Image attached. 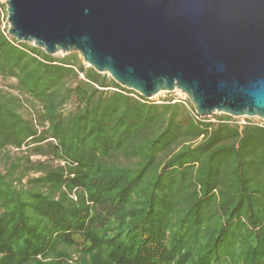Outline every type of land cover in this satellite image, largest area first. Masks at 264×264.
<instances>
[{"label":"trees","instance_id":"16d2710c","mask_svg":"<svg viewBox=\"0 0 264 264\" xmlns=\"http://www.w3.org/2000/svg\"><path fill=\"white\" fill-rule=\"evenodd\" d=\"M0 264H264V125L0 25Z\"/></svg>","mask_w":264,"mask_h":264},{"label":"water","instance_id":"95a60500","mask_svg":"<svg viewBox=\"0 0 264 264\" xmlns=\"http://www.w3.org/2000/svg\"><path fill=\"white\" fill-rule=\"evenodd\" d=\"M8 35L152 101L264 121V0H5Z\"/></svg>","mask_w":264,"mask_h":264},{"label":"rangeland","instance_id":"374dc122","mask_svg":"<svg viewBox=\"0 0 264 264\" xmlns=\"http://www.w3.org/2000/svg\"><path fill=\"white\" fill-rule=\"evenodd\" d=\"M6 11H7V6H6L5 0H0V25H1L2 29L5 27L6 30H9V24L7 21L8 16H7ZM66 55H68V54H59L55 57L61 58V57H64ZM78 55L80 56V54H78ZM80 58H81V56H80ZM83 63H84V61H83ZM85 66L89 67L87 65H85ZM169 99L174 100V101H183V102H188V100H189V98L185 94H183L181 92H175L173 94H161L160 96L154 98L152 101L157 102V103H162V102L168 101ZM217 116H220V115H215L214 117H217ZM244 119L247 121L246 118H244ZM250 120L258 122L259 119H250ZM239 121H243V119H240ZM34 159H38V158L35 157Z\"/></svg>","mask_w":264,"mask_h":264},{"label":"built area","instance_id":"2783aa9c","mask_svg":"<svg viewBox=\"0 0 264 264\" xmlns=\"http://www.w3.org/2000/svg\"><path fill=\"white\" fill-rule=\"evenodd\" d=\"M3 29H5V27L3 28ZM82 76V75H81ZM200 117V116H199ZM202 118V117H201ZM248 120V119H247ZM255 122V121H254ZM256 123H259V124H263L264 125V121H262V120H258V122H256ZM240 124L241 125H243V124H246V120L245 119H243V121H240Z\"/></svg>","mask_w":264,"mask_h":264}]
</instances>
